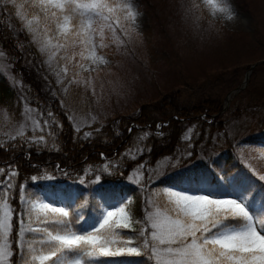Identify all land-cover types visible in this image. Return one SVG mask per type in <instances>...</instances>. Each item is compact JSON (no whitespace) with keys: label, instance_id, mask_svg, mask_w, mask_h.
I'll use <instances>...</instances> for the list:
<instances>
[{"label":"rangeland","instance_id":"rangeland-1","mask_svg":"<svg viewBox=\"0 0 264 264\" xmlns=\"http://www.w3.org/2000/svg\"><path fill=\"white\" fill-rule=\"evenodd\" d=\"M227 3L233 13L230 20L213 15L211 6L203 4L202 0H134L139 13L135 25L121 20L125 28L135 27L131 40L123 37L117 29L125 44L118 46L109 38L105 41L108 47L97 49V54L103 55L107 64L96 66L91 65L90 60H81L80 63L90 66L87 72L75 67V61L69 65V78L83 81L91 78L92 87L75 83L68 85L67 80L64 84L58 82L46 62L47 57L38 50L23 22L16 16L15 8L11 5L0 8V22L6 24L3 34L12 36L16 30L25 32L28 41L36 47L38 58V63H33L21 43L16 44V55L9 56L3 47L4 38L0 35V52L4 53L0 56V73L6 77L11 88L9 103L0 104V142L12 141L14 136L31 142L43 136L46 144L52 137L53 118H43L34 105L37 98L32 89L35 88L24 83L25 70L39 82L41 92L58 98V103L68 113L75 135L79 136L93 134L114 118L134 115L142 104L158 100L166 93L175 92L177 103L185 106L204 99L221 102L222 110L217 120L222 127L207 129L200 137L195 131V123H188L174 151L159 157L143 170L142 177L137 175L141 171L139 167H130L126 173L119 175L118 168L105 173L110 177L117 175V181L122 184L135 186L144 203L149 197L159 202L150 189L158 193L161 189L174 186L164 182L165 178L228 149L248 169L249 166L259 169L257 177L264 174V152L252 150L248 140L264 132V61L255 66L244 80L249 66L264 60V0H227ZM93 67L97 70L92 71ZM236 88L240 89L230 95L223 110L226 97ZM47 111L53 112L50 107ZM206 115L204 113L199 117L206 121L214 117L212 115L211 119ZM45 120L49 122L47 125ZM161 126L159 124L157 132H160ZM21 128L23 137L19 135ZM259 147L264 150V145L259 144ZM102 164L92 166V173ZM88 168L83 169V174ZM55 170L49 169L48 173H55L56 178L46 182L63 180ZM82 179L84 181V177H78L74 183L81 185ZM101 182L100 179L93 184ZM48 196L46 200H54ZM54 201L57 202L55 205L82 214L66 201ZM255 209L258 207L255 206Z\"/></svg>","mask_w":264,"mask_h":264},{"label":"snow or ice","instance_id":"snow-or-ice-1","mask_svg":"<svg viewBox=\"0 0 264 264\" xmlns=\"http://www.w3.org/2000/svg\"><path fill=\"white\" fill-rule=\"evenodd\" d=\"M202 3L211 6L213 15L232 19L227 0ZM8 5L15 8L32 42L47 57L58 82L64 84L67 80L68 85L88 87H92L91 78H69V65L75 61V67L87 72L90 66L81 60H90L96 66L107 64L97 49L108 47L105 41L109 38L118 46L124 45L125 39L117 29L131 40L136 29L125 28L121 20L135 25L139 15L134 0H0V8ZM52 123H57L55 118ZM19 135L23 137V128ZM44 142L43 136L31 141L37 145ZM137 154L142 155L143 149H130L125 155L136 159ZM118 167L105 159L92 182L100 180L99 173H110ZM138 167L141 171L137 175L142 177L145 165ZM249 169L253 176L259 171L251 166ZM92 172L89 167L85 175ZM17 175L11 165L7 170L0 167V264H17V259L19 264H109L105 258L125 255L143 257L140 264H264V205L260 209L253 207L255 198H249L250 187H232L236 177H224L229 191L223 195L191 182L185 184L181 179L158 193L150 189L159 202L149 197L139 218L132 216L130 202L125 198L102 209L90 222L67 207L46 202V197L29 192L28 186L18 189L17 199L13 183ZM55 178V173H41L30 179L35 184ZM148 178L151 180V175ZM258 180L264 181V174L258 175ZM260 187L264 191V185ZM13 199H17L19 207L12 203Z\"/></svg>","mask_w":264,"mask_h":264},{"label":"trees","instance_id":"trees-1","mask_svg":"<svg viewBox=\"0 0 264 264\" xmlns=\"http://www.w3.org/2000/svg\"><path fill=\"white\" fill-rule=\"evenodd\" d=\"M5 25L0 22V35L1 38H4L3 47L6 53L9 56L16 55L17 45L21 43L24 52L30 56L32 62L38 63L36 47L28 41L26 33L16 30L14 33L11 31L12 36H6L3 34ZM23 81L29 87L35 88L36 91L32 89L37 98L34 105L41 116L55 118L57 123L51 125L52 137L46 144L36 145L17 138L12 141H4L5 143L0 142L3 145L0 147V167L7 170L11 165L16 169L18 175L14 178L13 183L16 185L14 192L17 199L18 189L21 186H28V191L33 194L46 198H49L48 195H50L54 200L70 203L74 210H80L81 215L90 222L99 215L102 209L110 208L125 198L130 202L132 216L139 218L145 211L146 203L143 202L142 196L135 186L117 181V175L110 177L101 172L99 174L102 176L100 178L102 182L93 184L92 181H94L97 172L85 175L83 174L85 167L97 166L106 159L119 165L118 175L126 173L130 167H138L141 163L145 165L144 170H146L159 157L174 151L178 146L179 136L188 123H195V131L199 132L200 137L207 129L222 127L217 120L222 110L219 100L204 99L191 106H185L177 103L176 93L171 92L164 94L158 100L142 104L134 115L114 118L95 130L93 134L87 137L79 136L75 135V129L69 122L68 113L66 114L65 108L58 103L57 97H50L43 91L41 92L39 82L35 81L25 70H23ZM10 97L11 88L6 77L0 73V104H8ZM30 100L33 103L32 99ZM49 107L53 111L51 116L47 111ZM204 113L211 119L214 115L213 119L206 121L199 117ZM214 122L216 123L214 124ZM131 123L135 126L131 127ZM162 123L166 124L161 126L160 132H157L159 124ZM248 140L249 147L253 146L252 150H263L259 144L264 145V132L254 135ZM140 148L143 149V154H137L136 159L125 155L130 149L135 151ZM101 154H103V158ZM55 168V172L63 178L62 181L54 183L43 180L44 182L40 181L34 184L30 179L33 175L48 173L49 169ZM81 176L84 177V183L75 184L74 181ZM225 176L229 179L237 178L232 187L251 188L249 198H255L254 208L257 206L260 209L264 205V191L260 187L264 185V182L259 181L257 176H253L230 149L215 157H209L201 163L183 168L163 181L177 185L178 181L183 179L185 184L191 182L199 185L205 191L225 194L229 191V186L224 180ZM30 187L37 188V190H32ZM17 199H13L12 203L19 207ZM54 200H51L53 206H58L59 204L55 205L57 202ZM142 258L125 255L105 259L109 264H140ZM17 264H19L18 259Z\"/></svg>","mask_w":264,"mask_h":264},{"label":"water","instance_id":"water-1","mask_svg":"<svg viewBox=\"0 0 264 264\" xmlns=\"http://www.w3.org/2000/svg\"><path fill=\"white\" fill-rule=\"evenodd\" d=\"M262 61H264V60H261V61L255 62V63H253L252 65L249 66V69L247 70V72H246V74H245V78H244V80H246V79L248 78V76L250 75L252 69H253L255 66H257L259 63H261ZM241 88H242V87H241ZM239 89H240V88H236L234 91L229 92L228 96L226 97V104L223 105V110H225V107H226V105H227L228 102H229L230 95H231V94H235ZM131 126H132V125H131Z\"/></svg>","mask_w":264,"mask_h":264},{"label":"bare ground","instance_id":"bare-ground-1","mask_svg":"<svg viewBox=\"0 0 264 264\" xmlns=\"http://www.w3.org/2000/svg\"><path fill=\"white\" fill-rule=\"evenodd\" d=\"M167 123V122H166ZM166 123H162V125L166 124Z\"/></svg>","mask_w":264,"mask_h":264}]
</instances>
